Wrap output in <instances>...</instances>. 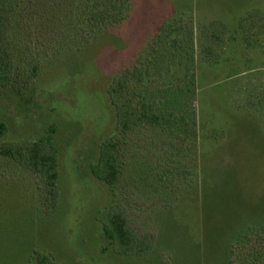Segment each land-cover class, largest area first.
Instances as JSON below:
<instances>
[{"label":"rangeland","instance_id":"1","mask_svg":"<svg viewBox=\"0 0 264 264\" xmlns=\"http://www.w3.org/2000/svg\"><path fill=\"white\" fill-rule=\"evenodd\" d=\"M43 2L22 6L41 9ZM27 20L12 18L3 37L8 46L15 42L12 78L22 76V94L0 88V121L9 141L51 136L59 199L45 211L33 178L24 183L0 157V264H23L33 250L63 264H244L251 249L264 252V233L243 248L229 246L238 234L264 229V0H133L123 23L82 48L54 54L38 44L40 28L51 26L48 34L56 38L53 20ZM161 24L180 63L170 73L143 70L127 86L148 92L186 84L178 101L193 109L194 128L177 142L160 126L134 125L120 140L126 169L111 191L90 172L100 143L115 132L107 88L151 55ZM146 70L152 72L151 63ZM143 98L148 102L149 93ZM118 99L138 108L127 91ZM194 152L198 190L178 193L179 170L194 161ZM134 160H149L152 175L141 179ZM113 212L133 233L127 254L108 246L103 234L101 222ZM143 243L149 249L134 254Z\"/></svg>","mask_w":264,"mask_h":264},{"label":"trees","instance_id":"2","mask_svg":"<svg viewBox=\"0 0 264 264\" xmlns=\"http://www.w3.org/2000/svg\"><path fill=\"white\" fill-rule=\"evenodd\" d=\"M24 1L0 0V88L10 87L19 96L22 94L20 83L22 76L12 78L14 64L11 49L15 42L11 40V44L8 46L3 41L5 32L11 25L12 18L16 17L24 22H28L27 19L29 18L32 23L35 22V24L40 25L44 22L48 25V21L53 20L54 28L57 30L54 33L56 38L53 39L48 34L51 33L48 31L51 26L40 28L39 31L42 32L43 40L38 39V44L43 50L47 52L50 50L54 54L65 46H73L75 50L82 48L91 40L98 39V36L105 34L112 27L123 23L130 15L133 3V0H44L41 9L32 10L29 8V10L27 6L26 9L22 6ZM159 31L154 34L151 41V55L145 58L144 62L138 60L133 65V69L130 70V75L126 71V74L118 77L114 76L107 88V95L115 110V132L113 131V135L100 143L96 162L90 165V172L96 179L106 184L111 191H114L120 176L126 169L125 152L122 151L120 140L124 141L123 138L127 136L134 125L136 126L144 120L146 125L149 124L155 128L160 126L162 129L169 130V133L172 132L173 138L177 142L184 134H188L194 128L193 109L181 103L179 104L178 101L179 97L185 93L186 84L169 83L162 87L155 86L148 92L135 89L137 88L136 85L127 86L128 80L132 79L134 81V78L138 75L137 73L141 76L139 78L141 80L143 70L147 75L149 73L158 75L162 71L170 73L172 67L180 63V59L174 50L176 46L174 45L175 47L172 48L169 46L173 41L170 40L171 42H169L167 40L169 36L167 26L161 24ZM18 41L20 42V40ZM150 63L152 72L146 70L149 68ZM32 72V75L38 73L37 64L33 66ZM188 77L192 82L194 81L193 76L192 78ZM25 83H29L28 80ZM126 91L131 100H138V108L132 106L130 100L125 103L118 99ZM146 93H149L148 102L143 98ZM7 132V125L0 121V157L9 159L15 165L14 173L16 177L26 179L23 180L24 183L30 181L29 183L32 185L30 179L33 178L35 189L38 190L36 196L46 198L45 204L47 207L45 211L55 209L59 199L58 148L52 141L51 136L48 135L27 142H13L5 139ZM119 134L121 138L118 137ZM193 159L194 161H188L182 167V170L177 167V171H180L182 178V181L176 182L175 191H178V193H181V190L186 191L187 188L192 191L195 190V192L198 190L195 152L193 153ZM151 167L149 160L133 161L135 173L141 179L148 177L149 174L152 175ZM158 176L159 181L163 180L162 174ZM19 177L18 179H20ZM192 191L186 192L190 193ZM101 223L103 234L108 240V246L119 249V253L127 254L134 239L125 217L120 212L107 213L106 220ZM261 233H264V229H253L238 234L229 246L233 250L238 246L243 248L250 242L252 237L254 239ZM148 249L149 244L143 243L134 251L136 252L134 254H141ZM248 255L252 257V260ZM232 257H227L228 262H232ZM260 257L264 258V252H258L255 248V250L251 249V252L245 253L244 257L242 256V261L244 264H255V261L262 263ZM23 264L63 263L57 261L46 251L33 250Z\"/></svg>","mask_w":264,"mask_h":264}]
</instances>
